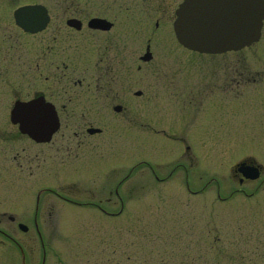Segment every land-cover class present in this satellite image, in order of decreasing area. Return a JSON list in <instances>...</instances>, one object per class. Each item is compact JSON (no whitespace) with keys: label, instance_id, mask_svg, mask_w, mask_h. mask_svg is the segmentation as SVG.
<instances>
[{"label":"rangeland","instance_id":"374dc122","mask_svg":"<svg viewBox=\"0 0 264 264\" xmlns=\"http://www.w3.org/2000/svg\"><path fill=\"white\" fill-rule=\"evenodd\" d=\"M76 1L0 0V153L17 141L25 145L9 111L17 97L43 91L48 74L50 31L34 41L18 30L12 13L46 6L53 27L59 12L74 15ZM16 43L29 44L36 67L15 66L23 55ZM70 43L61 57L65 75L91 77L94 69L84 65L91 55ZM258 46L201 55L171 36L143 69L152 88L131 94L125 110L92 111V95L69 104V125L85 119L102 130L92 137L96 147L76 163L66 158L60 166L61 158L53 157L54 174L38 179L12 156L0 161V264H20L22 254L25 264H264V46ZM135 71L131 76L139 78ZM245 160L259 176L240 184L235 165ZM40 188L81 203L41 194L35 223Z\"/></svg>","mask_w":264,"mask_h":264},{"label":"flooded vegetation","instance_id":"af4514ba","mask_svg":"<svg viewBox=\"0 0 264 264\" xmlns=\"http://www.w3.org/2000/svg\"><path fill=\"white\" fill-rule=\"evenodd\" d=\"M181 3L182 0H77L74 15L59 12L60 16L56 17L57 22L53 27L50 24L55 19L46 6L44 7L47 23L42 30L27 32L16 25L18 30L31 36L34 41L37 36L46 32L50 31V35H47L44 53V68H48V74L44 78V90L37 93L33 90V86L31 96L29 93L27 97H17L15 101L25 102L42 97L56 112L58 125L48 141L36 142L19 131V124L14 125L10 122L17 128V134L24 137L21 140L25 145L20 146L17 141L15 146L9 145L3 148L0 153L1 163L12 156L9 159L17 163L18 168L23 165L31 178L44 179L54 174L51 167L53 157H60V166H62L66 158L71 159L69 163H76L82 153L94 149L96 145L93 143L96 140L92 137L100 136L102 132H90L89 129L94 126L84 123L85 119L81 120V125H69L71 119L69 111H73L68 110L69 104L73 101L75 105H78L76 103L78 96L92 95L95 100L92 111H99L101 107L112 111H117L115 108L120 107L118 111H123L124 105L126 106L123 101L131 98V94L139 97L142 95V89L145 93L148 92L152 85L146 76V71L143 73V69L153 62L157 45L174 36L173 25L176 11ZM92 21L93 24H91ZM73 33L77 36L74 37ZM73 40L78 53L85 55L88 52L91 55L90 57L85 55L86 68L94 69L91 77L82 76L78 81H72L68 75H65V69L68 67L65 60L61 58L63 54H66L67 47ZM260 44L263 45L258 46ZM253 46H258L257 48L264 46V18L260 28V39ZM16 49L23 50V55L19 53L18 59L16 58L18 60L16 67L24 66L27 61L31 67L35 65L28 54L32 51L29 44L22 47L21 43H16ZM255 51L254 56L257 55ZM55 54L57 58L54 59ZM132 67L136 68L135 73L140 75L139 78L131 76ZM51 68L56 71L54 74ZM30 78L35 84L37 81L35 76ZM52 82L55 83V87H52ZM133 86L140 88L132 91ZM68 131H71V135H68ZM147 166L154 174L153 168ZM172 174L173 170L168 173V177ZM155 178L158 179L156 176ZM50 189L44 188L41 194L50 192L67 201V198ZM35 219L36 212L34 221Z\"/></svg>","mask_w":264,"mask_h":264},{"label":"water","instance_id":"95a60500","mask_svg":"<svg viewBox=\"0 0 264 264\" xmlns=\"http://www.w3.org/2000/svg\"><path fill=\"white\" fill-rule=\"evenodd\" d=\"M39 12L38 8L16 11L15 20L25 30H38L44 25L37 23L35 28L29 29L25 25V17ZM263 15L262 0H184L177 12L174 29L178 42L185 48L199 53L220 54L256 41ZM238 167L241 171L245 164ZM250 174L248 176L254 178L253 171L250 170Z\"/></svg>","mask_w":264,"mask_h":264},{"label":"bare ground","instance_id":"6f19581e","mask_svg":"<svg viewBox=\"0 0 264 264\" xmlns=\"http://www.w3.org/2000/svg\"><path fill=\"white\" fill-rule=\"evenodd\" d=\"M48 129H50V125H47V129L46 130H48Z\"/></svg>","mask_w":264,"mask_h":264}]
</instances>
